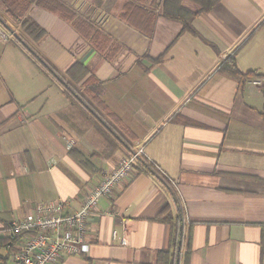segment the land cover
<instances>
[{
    "label": "crops",
    "instance_id": "obj_1",
    "mask_svg": "<svg viewBox=\"0 0 264 264\" xmlns=\"http://www.w3.org/2000/svg\"><path fill=\"white\" fill-rule=\"evenodd\" d=\"M40 1L26 16L44 37L30 39L2 7L0 30L21 35L118 138L15 36L0 39L11 72L0 62V240L4 225L38 204L78 210L104 173L142 148L170 188L136 162L88 218L87 250L53 264H156L171 249L170 225L154 219L165 206L184 218L188 264H264V85L218 70L233 56L242 74L264 82V0H220L191 20L195 33L165 17L161 0L135 3L140 29L120 18L133 0H55L118 45L112 59ZM77 61L88 72L74 80L67 70ZM7 249L0 244V254Z\"/></svg>",
    "mask_w": 264,
    "mask_h": 264
},
{
    "label": "trees",
    "instance_id": "obj_2",
    "mask_svg": "<svg viewBox=\"0 0 264 264\" xmlns=\"http://www.w3.org/2000/svg\"><path fill=\"white\" fill-rule=\"evenodd\" d=\"M50 2V5L44 3V0H41L40 3L45 6H49V9H52L57 14L60 15L61 18L68 21L73 28L79 33V35L90 41L95 49L105 56L107 59H112L114 55L118 52L119 47L106 35L102 34L92 26H90L85 20L79 18L74 13L64 8L61 4H59L55 0H47L46 2ZM198 5H200V9L197 12H193L187 8H185L181 4V0H161V12L165 15V17L173 20H177L183 24V30H190L195 33L191 26V20L197 15L203 12H209L213 6L218 3L220 0H193ZM145 3V0H133V2H129L125 13L131 15L121 16V20L127 23L128 25L138 28L139 25H135L134 22L137 21L141 23V17H136V12L134 7L135 3ZM32 3V0H0V7H2L8 15L18 24H20L21 30L32 40H39L45 35V31L39 27L37 23L31 20L26 13ZM0 21L2 19L0 18ZM4 23V22H3ZM140 29V27H139ZM17 39L20 42L22 48L28 53L34 61L40 65L42 71L48 73L53 78H55L64 90L67 93L77 99L79 103L91 114V117L97 121H99L114 137L118 135L114 132V130L95 112V110L84 100L82 99L73 87L67 83L46 61L45 59L35 51L21 35H17ZM155 61H158L156 59ZM219 72L234 78L239 81H244L250 78L259 77L254 72H248L246 74H242L238 68L236 67L235 60L233 56H229L221 63L219 66ZM69 74L72 75L74 80L81 79L87 72L88 68L84 66L81 62L77 61L67 70ZM104 138L114 147L113 141L106 134L104 135L100 132ZM118 138V137H117ZM138 161L144 165V167L154 176H156L160 181L166 184L170 188V184L166 179L156 170V168L149 164L146 159L142 156H139ZM137 161V163H138ZM134 168H136V163L134 164ZM175 201H177L175 199ZM162 223L169 224L171 227V249L159 251L156 264H188V253L189 249L182 255V246L184 242V218L182 214H179L176 217H173L169 206H165L159 214L154 218ZM10 224H6L3 228H8ZM30 234L29 232L21 233L17 236L2 238L0 240L1 245H9L7 251V256L0 254V264H7L10 260V253L20 245H22V238L26 235Z\"/></svg>",
    "mask_w": 264,
    "mask_h": 264
},
{
    "label": "built area",
    "instance_id": "obj_3",
    "mask_svg": "<svg viewBox=\"0 0 264 264\" xmlns=\"http://www.w3.org/2000/svg\"><path fill=\"white\" fill-rule=\"evenodd\" d=\"M3 42L14 40L11 32L0 30ZM247 84L262 87L264 82L250 78ZM73 142L71 141V144ZM143 149L138 148L123 156L117 166L103 177L85 194L80 208L73 213L63 211L64 203L48 202L36 206L35 215H28L21 220H14L4 228V238L17 236L24 232L30 234L22 238L18 251L10 253L15 264H53L64 256L77 255L87 250L86 224L90 215L96 210L102 197H110L119 184L129 179L134 164L142 156ZM125 242V239H122ZM9 247V245H8Z\"/></svg>",
    "mask_w": 264,
    "mask_h": 264
},
{
    "label": "rangeland",
    "instance_id": "obj_4",
    "mask_svg": "<svg viewBox=\"0 0 264 264\" xmlns=\"http://www.w3.org/2000/svg\"><path fill=\"white\" fill-rule=\"evenodd\" d=\"M10 45H12V44H10ZM14 45V44H13ZM3 47H4V45L2 44V42H0V54H1V51H2V49H3ZM18 54V53H17ZM3 57L4 56H2V55H0V62L1 63H3V65H4V61H3ZM7 57H11L10 55H8ZM4 69H5V71H9V73H11L10 72V66H6V65H4ZM2 72H3V70H2Z\"/></svg>",
    "mask_w": 264,
    "mask_h": 264
},
{
    "label": "water",
    "instance_id": "obj_5",
    "mask_svg": "<svg viewBox=\"0 0 264 264\" xmlns=\"http://www.w3.org/2000/svg\"><path fill=\"white\" fill-rule=\"evenodd\" d=\"M14 36L17 38V34H15ZM87 56H88V55H87ZM87 56H86V57H87Z\"/></svg>",
    "mask_w": 264,
    "mask_h": 264
}]
</instances>
